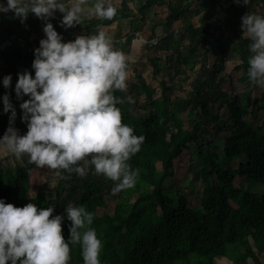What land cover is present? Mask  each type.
I'll list each match as a JSON object with an SVG mask.
<instances>
[{
  "label": "trees",
  "instance_id": "trees-1",
  "mask_svg": "<svg viewBox=\"0 0 264 264\" xmlns=\"http://www.w3.org/2000/svg\"><path fill=\"white\" fill-rule=\"evenodd\" d=\"M193 1L122 0L118 5L115 4L118 12L113 18L100 19L85 14L81 24L65 29L61 27L64 13L59 9L49 19L58 31L78 29L83 30L82 33L86 35L96 33L101 25L111 26L115 29L114 39L121 34L118 20H138L147 27L151 24V32L144 33L148 39L158 34L155 32L157 27H162V41L172 43L176 25L183 23L188 6ZM233 1L235 7L238 3L237 0ZM258 1L264 0H250V4ZM129 2L134 3L133 6ZM213 4L212 0L197 4L199 13L204 11V15L196 24H188L186 31L198 32L204 38L205 45L216 52L223 47L224 37L215 38L212 32L217 22ZM165 10V19H158ZM151 16V21L147 22ZM7 18L9 34L15 36V44L20 40L23 46H18V50L13 55H8L6 60L13 66L23 65L34 76L32 64L35 53H28L26 48L37 41L33 28L40 18L30 13L27 20L22 22L12 11H9ZM227 20L226 30H231L238 42L232 54L236 61L232 71L239 74L240 82L251 80L248 75L251 40L243 36L241 18L230 17ZM72 36L70 40H75L76 37ZM185 39L186 35L182 36L181 41ZM178 44L180 46V42L173 46H176L175 63L179 72H184L189 80L191 74L188 71L200 67L193 80L194 90L190 95L181 97L174 94L165 78L154 72L153 77L159 80L162 91L161 96L155 98L156 89L147 83L143 75L146 64L141 61L132 68L131 63H128L132 69L127 80L128 86L125 90L115 91V95L121 98L134 90L144 93L153 109L150 115L141 117H137L133 111H122V122L131 125L137 134L145 136L141 150L130 160L133 168H139L137 183L134 187L119 192L113 214H99L98 207L107 205L106 184L115 182L103 174H97L94 169L84 177L72 172L76 174V178L81 179L84 189L76 205L83 204L95 213L91 227L96 228L104 243L102 264H218L217 259L222 257L230 258L234 264H264L260 259V253H264V119L257 126L247 120L250 115L260 119L258 109H264L261 106L264 93L256 97L255 104L252 105L249 101L250 92H241L231 97L224 90L217 91L214 80L206 74L208 50L199 57L198 45L179 47ZM143 46L149 48L148 45ZM142 57L144 55L140 56L141 59ZM221 60L225 61L227 57L222 55ZM148 61L154 70L159 68L158 61L154 58L148 57ZM228 78L234 81L229 74ZM225 80L221 79L218 86L222 87ZM0 89L1 92H6V87L1 82ZM208 89L217 91L223 97L228 111L227 118L220 115L213 117L214 113L204 94ZM118 106L121 107V104L118 103ZM185 112H190L191 115L187 126L181 124L178 118V114ZM23 114L17 113L14 126L26 133L28 122L22 118ZM10 116V111L5 112L4 107L0 108V119H5L0 127L3 134L9 127ZM166 122L174 123L175 129L170 131ZM221 126L228 129L224 137L217 136L218 127ZM193 146L200 160L198 172L204 183L197 207L190 205L184 192L175 190V185L167 183L174 178L177 159L186 150L191 151ZM7 154L0 152V198L16 206H24L30 201L41 207L54 206L53 215H65L62 221L63 234L68 239L72 221L66 215L65 206L62 211L56 207L66 192L67 178L59 177L51 199L43 194L28 197L24 187L29 186L31 173L20 164L12 170L5 169L2 162ZM194 168L195 164L192 162L190 169ZM7 172L10 174L6 175ZM69 175L70 173H66L67 177ZM237 177L243 178L247 186L244 183L236 184ZM130 191L134 194L133 198L132 195L127 197ZM83 260L81 245H72L69 264H83Z\"/></svg>",
  "mask_w": 264,
  "mask_h": 264
},
{
  "label": "clouds",
  "instance_id": "clouds-1",
  "mask_svg": "<svg viewBox=\"0 0 264 264\" xmlns=\"http://www.w3.org/2000/svg\"><path fill=\"white\" fill-rule=\"evenodd\" d=\"M57 9L64 13L65 27L81 24L85 14L111 19L118 12L113 0H93L90 5L85 0H7V4L0 0V12L12 11L22 22L30 13L47 21L46 36L35 49V75L22 71L15 85L18 98L29 95L20 105L28 131L20 134L14 126L16 108L10 93H5L4 111L11 110V116L0 147L18 159L27 154L30 162L55 170L56 177L67 178L66 173L72 172L84 177L94 169L115 182L113 193L134 187L139 168H133L130 160L141 150L145 136L122 122L118 106L122 98L115 95L128 86V57L114 47L103 26L65 42L49 19ZM241 27L251 40L249 78L264 87V13L248 11ZM3 84L11 87V74L4 76ZM54 211V206L32 201L16 206L0 198V264H69L71 246L77 243L83 264H102L104 243L91 227L95 213L69 202L66 215L72 223L66 239L65 215H53Z\"/></svg>",
  "mask_w": 264,
  "mask_h": 264
},
{
  "label": "rangeland",
  "instance_id": "rangeland-1",
  "mask_svg": "<svg viewBox=\"0 0 264 264\" xmlns=\"http://www.w3.org/2000/svg\"><path fill=\"white\" fill-rule=\"evenodd\" d=\"M122 0H113L114 4L121 3ZM221 1V0H219ZM5 4H7V0H3ZM74 3L75 0H72ZM93 3V0H85L86 5H90ZM134 3H130V6H133ZM243 7V10H242ZM215 10V20L217 21L213 33L214 37L216 38H223L224 44L223 47L220 49H217L216 52H208V62H207V76L210 79L214 80V83L216 84L215 88L217 91L224 90L228 92L231 97L235 94L241 93V92H250L251 97L249 98L250 104H255V98L259 97L261 94L264 93V87L259 86L255 83H253L251 80L240 82L238 81V73H234L232 71V67L236 64V61L234 60L232 54L235 49V47L238 45L237 39L234 38L233 32L229 30V32L225 31L227 28H223L221 25V20H225L226 24L228 23V18H241L245 15L248 11L249 12H258V13H264V2L258 1L256 3H249L245 4L243 3V0L240 1V3L236 4V6L231 10L226 12L224 8L222 7V4L220 2H217V5L214 7ZM242 10V14L241 13ZM88 11L86 7V12ZM198 11V12H197ZM198 6L191 9L190 12H188V17L185 18L183 23L177 24L176 28H181V32H184V36L186 35L185 41H181L182 36L180 33H177L174 35V40L172 43H166L164 41H160L159 45L154 47H144L143 43L140 41L134 39L135 32L140 30L143 33H150L151 28L150 25L147 27V25L140 23L138 20L134 22H123L122 20H118V25H121V34L119 38L114 39L112 33H114V30L111 28H108L106 25H101L105 28V30L112 36L113 38V44L114 47L118 49H122L125 54L128 57V63H131L130 67H134L139 61L146 64V67L144 69V77L147 80V83L151 85L152 87H155L156 92L154 97L158 98L161 96V86L159 84V80L157 78L153 77V73L157 72L161 77L165 78L168 86L170 89L173 90L174 94L185 97L187 95H190V93L194 90V82L193 80L197 77V73L200 71V67L197 66L194 71H188V73L191 74V79L187 80L185 77L184 72H179L178 66L175 63L177 54H176V46L177 43L180 42V46H197V53L199 54V57L201 54H203L206 50V45L204 42V38L196 31H186V26L188 24L197 23L198 20L201 18V16L204 15V11L202 13H199ZM9 12H0V37H10L14 41L16 40L14 35L9 34L7 29V23L6 20L7 15ZM36 15L35 13H33ZM200 14V15H199ZM167 15V11L165 10L163 13H161L157 18L165 19V16ZM55 16V15H54ZM53 17V16H52ZM152 17V16H151ZM151 17L148 18V21L151 19ZM40 18V17H39ZM147 21V22H148ZM224 22V21H223ZM47 23L44 19H39V21L34 26L33 30L37 36L38 40H41L46 36V33L44 31V25ZM62 24V23H61ZM63 29L67 28L63 24L61 26ZM244 31V30H243ZM62 34L63 39L65 42H67L70 37L69 35H73L77 37L78 35H82L83 30L79 31L78 29L70 30V31H58ZM98 32V31H97ZM156 33L162 34L163 28L157 27ZM141 40V39H140ZM180 40V41H179ZM17 44L14 48L8 49L5 51H0V82L3 83V78L7 74L12 75V85L10 88H6V92H1L0 89V108L5 107L3 96L5 93H10V99L12 103L15 105L16 112L20 113L24 110L20 107L23 100L29 99V95L25 94L23 98H18L16 92H15V85L19 78V73L22 71L27 70L26 67H23V65H14L9 64V62L6 60V57L8 55H13V52L18 50V46L22 47L23 44L20 40H17ZM175 45L173 46V44ZM31 47V46H30ZM208 50V49H207ZM250 51V49H249ZM35 53V52H34ZM251 53V51H250ZM144 55L142 59L140 56ZM222 55H225L227 57V60L222 61ZM167 56V58H166ZM148 57L154 58L155 61H158L159 68H156L154 70L153 66L148 61ZM35 59V56L34 58ZM144 59V61H143ZM169 60V62L167 61ZM217 64V66L215 65ZM142 66V65H139ZM129 67V74L131 73L132 69ZM142 67H140L141 69ZM228 74L232 76L234 81H230L228 78ZM226 79L225 83H223L222 87L218 86L221 82V79ZM133 83H136V80H133ZM217 91H212L210 89L206 90L204 92L206 101L208 102L209 106L211 107L213 111V117L216 118L218 115H220L222 118L228 117V111L225 106V102L223 100V97L220 96V94L217 93ZM121 104V110L122 111H133L137 117H141L143 115H150V113L153 112V109L150 105L149 99L146 97V95L140 94L137 90L131 91L129 95L122 98ZM136 105V106H134ZM131 106V107H130ZM261 106H264V101L261 102ZM260 107V106H259ZM11 112V110H9ZM258 115L260 119H255L253 116H248L247 120L250 124H253L257 126L262 122V119H264V109H258ZM191 117L190 112L180 113L178 114L179 122L181 124H185L187 126V120ZM5 123V119H0V127L2 124ZM166 125L170 131H173L175 129L174 123L166 122ZM226 128L218 127L217 130V136L224 137L227 134ZM20 134H25V131L23 129H19ZM3 133L0 131V138L3 137ZM4 151L7 152V156L4 159L3 167L5 169H14V167L17 164H20L24 167L25 170H29L30 175V184L24 189L26 190L27 196H34L37 194H43L48 199H51L54 197L55 189L57 187V183L59 181V177H56L54 175L55 170L49 169L47 166H37L34 162H30L28 159L27 154H25L22 158H17L13 153L6 151L2 147H0V152ZM195 164L194 169H190L191 163ZM199 164L200 160L198 157V154L196 152L195 146L192 147V150H186L183 155L177 159L175 167H174V178L167 183L171 185H175V190L178 189L182 192H184L189 199L190 205L193 207L199 206L200 198L202 195V191L204 188V183L202 182L200 175H199ZM160 167V164H158ZM10 172V171H9ZM89 173V172H88ZM10 173H6V175H9ZM76 174L70 173V175L67 177L65 181V187L66 192L63 195L62 201L57 202L56 207L62 211L63 207L67 206L69 202H73L74 204H77L78 200L81 198L82 193L84 191L82 181L79 178H76ZM87 176V175H86ZM244 183V184H243ZM115 183L108 182L106 184V190H105V197L107 201V205L105 207H98L97 212L99 214L108 213L113 214L115 210L116 201L118 199V194L112 192V188ZM236 184H243L247 186V183L243 182V178L237 177ZM130 191L127 194V197L129 195H132ZM134 197V194L132 195V198ZM224 259L230 261L232 263V260L228 257H225ZM260 259L264 263V253H260ZM218 264H225V261L223 258L217 259Z\"/></svg>",
  "mask_w": 264,
  "mask_h": 264
},
{
  "label": "built area",
  "instance_id": "built-area-1",
  "mask_svg": "<svg viewBox=\"0 0 264 264\" xmlns=\"http://www.w3.org/2000/svg\"><path fill=\"white\" fill-rule=\"evenodd\" d=\"M232 4H233V0H224V3L222 4V6L225 10H229V9H231V7H233ZM223 21L221 20V25L223 28H226L227 24H226L225 20H223ZM225 31H227V30L225 29ZM180 32H181V28L175 29L176 34L180 33ZM212 32H213V29H212ZM227 32H229V31H227ZM134 34H135L134 39L140 41L141 43H143V45H148L149 47L157 46L159 44V42L163 39V36H164V33H162V34L159 33V34L154 35L150 39H148L144 35V33L140 30L136 31ZM183 34H184V32L182 31L180 33V35L182 36ZM15 45L16 44H15L14 40L11 39L10 37H0V51H5L8 49L14 48ZM39 46H40V42L36 43L35 45H33L31 47H28L27 51L28 52L34 51ZM206 49H208V52H210V53L213 52L212 48L208 45H206Z\"/></svg>",
  "mask_w": 264,
  "mask_h": 264
},
{
  "label": "crops",
  "instance_id": "crops-1",
  "mask_svg": "<svg viewBox=\"0 0 264 264\" xmlns=\"http://www.w3.org/2000/svg\"><path fill=\"white\" fill-rule=\"evenodd\" d=\"M205 0H194L193 2H192V4L190 5V6H188L189 7V10H188V12H190L191 11V9H193V8H195L196 6H197V4L198 5H201L203 2H204ZM207 2H208V0H206ZM196 2V5H193L194 3ZM212 2H214V4H213V7L215 6V5H217V2H220L221 4H223L224 3V0H221V1H219V0H212ZM234 2V1H233ZM264 2V1H263ZM129 3H131V2H129ZM256 3V2H255ZM232 6H233V4H232ZM223 7V6H222ZM234 8V6L233 7H231V9H229V10H225L226 12H228V11H231L232 9ZM214 11V10H213ZM188 12H187V14L185 15V18H189L188 17ZM202 13V12H201ZM200 15V14H199ZM216 14H214V16H215ZM152 18V17H151ZM149 21H151V20H149ZM148 21V22H149ZM140 23H142V22H140ZM143 24V23H142ZM107 26V25H106ZM108 28H112L111 26H107ZM113 29V28H112ZM114 30V33H112V35H114L115 34V29H113ZM74 35V34H73ZM72 35H69V37L70 38H72L71 37ZM70 38L69 39H67L68 41L70 40ZM73 40V39H72ZM40 42V40H38L37 39V41L33 44V45H35L36 43H39ZM33 45H31V46H33ZM30 47V46H29ZM12 49V48H11ZM26 50H27V48H26ZM28 52V51H27ZM26 52V53H27ZM33 52H35V50L34 51H31V52H28V53H33ZM223 258V257H222ZM225 258V257H224ZM223 258V260L225 261V264H234L233 262L231 263L230 261H228V260H226V259H224ZM218 263V262H217Z\"/></svg>",
  "mask_w": 264,
  "mask_h": 264
}]
</instances>
